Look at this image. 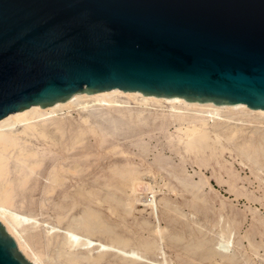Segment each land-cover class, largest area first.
Masks as SVG:
<instances>
[{"label": "rangeland", "instance_id": "rangeland-1", "mask_svg": "<svg viewBox=\"0 0 264 264\" xmlns=\"http://www.w3.org/2000/svg\"><path fill=\"white\" fill-rule=\"evenodd\" d=\"M89 104L62 115L70 123L64 137L52 131V139L32 141L41 165L28 184L15 185L13 210L37 220L33 249L44 250L50 264H66L58 238L47 243V227L61 235L87 221L95 241L119 237L128 241L121 247L142 256L128 263L115 249L95 264H161L164 258L171 264H264V124L243 112H222L223 121L243 124L242 135L185 146L177 137L170 142L169 134L179 130L166 118L167 107L140 100L112 109ZM87 116L85 138L66 149ZM127 167L132 176L119 172ZM133 176L155 192L160 226L146 206L128 205ZM221 241H229L226 251ZM79 256L76 264H90L86 253Z\"/></svg>", "mask_w": 264, "mask_h": 264}, {"label": "water", "instance_id": "water-1", "mask_svg": "<svg viewBox=\"0 0 264 264\" xmlns=\"http://www.w3.org/2000/svg\"><path fill=\"white\" fill-rule=\"evenodd\" d=\"M113 86L264 108V0H0V116Z\"/></svg>", "mask_w": 264, "mask_h": 264}, {"label": "bare ground", "instance_id": "bare-ground-1", "mask_svg": "<svg viewBox=\"0 0 264 264\" xmlns=\"http://www.w3.org/2000/svg\"><path fill=\"white\" fill-rule=\"evenodd\" d=\"M137 100H140V103L146 105V107L157 105L167 107L166 118L179 130L175 135L169 134L170 142L177 137L178 141L184 143L185 146H191L197 142L209 143L213 138L217 142L222 138L229 141L242 135L244 133L243 124L240 123L239 125L237 122L223 121L222 112L228 111L232 115L243 112L245 115H252L254 122L264 124V120H261V118H264V108H250L244 102L216 104L213 101H194L192 99H182L178 96H162L154 93L142 96L136 89H122L117 86L92 90L83 94L75 93L43 106L39 103H31L20 109L8 111L0 116V222L14 238L20 252L34 264H50L48 262V254L44 250L33 249L30 242L37 241L39 238L38 234L33 232L37 220L29 214L13 210L16 195L15 185L23 187L28 184L36 169L41 165L40 147L32 141L39 138L44 140L52 139L49 134L52 131H57L61 137H64L70 123L63 120L64 117L62 118V115L66 112H79L80 109L89 106V103L112 109L121 107L129 101L137 102ZM232 115L227 116L242 122V118ZM90 121L91 118L89 116L81 120V129L78 128L80 131L78 130V134L71 137L72 139L65 144L66 149L83 141L86 136L85 129L90 124ZM249 121L252 122V120ZM133 170V168L127 167L119 172H122V176H125L123 175L124 173H127L126 176H130ZM12 171H15V178L10 175ZM132 180L130 196L126 200L128 205L140 203L146 206L157 220V225H159L158 205L151 185L139 181L136 176H133ZM147 191H149L150 195L145 194ZM86 219H83L84 222ZM85 223H77L76 221L74 225L64 228L61 235L55 232L56 226L47 227V235L45 236L47 243L54 238H58L61 250L60 255L63 256L64 263L76 264L80 261L79 253L83 251L86 253L84 258L90 264H95L102 259H106L109 256L108 254L115 249L122 252L123 255L120 258L128 263H137L141 260L142 256L139 252L132 248H123L127 247L126 243H128L124 239L122 241L119 237L115 239L111 237L110 242L95 241L90 236L93 232L87 229L88 224ZM159 226L157 234L161 237ZM219 244V248L226 251L229 241H221ZM120 245H123V247ZM119 261L121 260L119 259ZM110 264H114V262ZM161 264L171 263H168L164 258Z\"/></svg>", "mask_w": 264, "mask_h": 264}]
</instances>
